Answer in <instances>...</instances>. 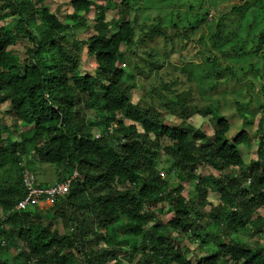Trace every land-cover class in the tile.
Returning <instances> with one entry per match:
<instances>
[{
	"label": "trees",
	"instance_id": "trees-1",
	"mask_svg": "<svg viewBox=\"0 0 264 264\" xmlns=\"http://www.w3.org/2000/svg\"><path fill=\"white\" fill-rule=\"evenodd\" d=\"M147 1L70 0L71 12L61 13L41 0H0V108L6 105L13 121L12 127L0 128V264H10L14 248L20 264H129L122 256L134 264H264V244L251 247L239 240L264 238V106L254 133L256 159L248 163L240 148L253 137L245 129L231 131L237 115L243 126L249 124L248 116L238 112L242 102L235 101L238 113L224 117V93L218 94L223 106L214 110L219 116L210 136L185 126L196 115L215 118L208 102L230 71L221 70L215 51L231 43L239 30L232 18L228 23L214 16L209 20L206 7L191 17L193 23L186 18L185 27L178 25L176 14L169 29L153 27L139 43L131 13L172 0ZM194 1L197 8L201 5L199 12L207 4ZM247 6L234 5L231 11L245 16ZM111 10L116 11L107 20ZM92 11V34L76 38ZM198 30L209 32L211 50H202L205 74L193 88H184L196 81L193 75L183 81L169 77L160 72L170 64L163 57L134 49L144 47V37H177L184 43ZM19 45L22 55L16 52ZM84 49L93 62L91 71L81 66ZM240 51L245 61L252 60V79L262 81L264 30ZM230 73L238 82L253 84L247 75ZM149 79L147 87L137 82ZM136 88L141 98L134 103ZM199 88L208 95L207 104L195 96ZM88 109L95 113L93 122L85 118ZM18 125L21 133L14 141L10 134ZM30 156L58 167L56 183L74 171L78 178L67 195L47 207L17 211L24 196L21 174L34 161ZM199 167L220 173L203 175ZM162 172L175 178V185ZM183 181L193 183L194 196L182 195ZM210 193L219 196L216 206L208 200ZM40 212H47V218ZM53 216L62 233L51 230L53 222L47 220ZM184 239L198 249L180 247ZM100 242L104 246L97 248Z\"/></svg>",
	"mask_w": 264,
	"mask_h": 264
},
{
	"label": "rangeland",
	"instance_id": "rangeland-1",
	"mask_svg": "<svg viewBox=\"0 0 264 264\" xmlns=\"http://www.w3.org/2000/svg\"><path fill=\"white\" fill-rule=\"evenodd\" d=\"M70 0H41V5H45V7H49L53 10L55 8L58 9L59 12H71L70 6L68 5V2ZM153 0H148L147 3L150 4ZM207 4L203 5L202 10L199 12V7L197 8V4H195L194 0H172L171 3L168 5L166 2L160 3L157 5H153L154 8L151 7L149 10L141 11V12H132L130 15V18L136 17L137 19V25H136V36L135 40L139 41L140 38L144 34H146L151 28L159 26L161 29H169V27L173 24L172 20L174 19L176 14H180V21L178 22L179 26L187 25V19L190 21V23H193V20L191 17L196 15V13L201 14L204 11V8L209 9V15L208 19H213L212 16L215 18H219V20L223 21V23H228V21L232 18L234 21L233 28L239 30L237 32L238 36L231 42L228 43L225 48L218 51H215V54L217 56V61L222 67L221 70H224L223 68H229L230 71L233 73V75L237 78L240 76L247 75L246 80H252L253 84L245 85L241 81L234 80L235 78L232 77L230 71L229 76L227 77L226 74L222 75L221 77V83L218 86V90L214 92L213 94H217L213 96V99H211L208 102V105L212 107L214 119L212 116L207 117H201V116H193L192 118H189L187 121H185V126L188 125L193 126L196 129H200L203 132L206 133V135H211L215 130V121L218 118V114L214 112V110H219V107L222 109L223 101L220 99L221 96L218 94L224 93V103L226 104V113L222 112V114L225 116H234V114L237 112L235 101H240L243 103V106L239 108L238 111L241 114H244L248 116V122L246 125L243 126L242 124V118L237 115V118L233 121L235 123L234 126H232L231 131L236 132L241 129H245V131L251 135L252 142L248 146H241L240 151L242 153V157L245 162H250L252 160L256 159V144L258 137L254 136V133L256 132L259 124V118L261 115L262 107L264 106V98L262 97V94H264V77L261 80H253L251 77V69L250 65L252 63V60L245 61V58H248L244 56V54L240 51V49L245 45V42L247 43V48L251 45V41L255 40L257 36L264 30V0H259L258 3L252 0H206ZM245 2H247L248 6L246 8L245 16L244 14L241 16L240 13L234 15V13L231 11L232 6L237 5H243ZM99 4L103 5V2L99 1ZM190 5H193V11L188 10V7ZM139 6V2L134 6ZM156 8H162V9H156ZM117 10V9H116ZM116 10H111L106 12V19L110 20L114 16V13ZM118 10H120L118 8ZM117 10V11H118ZM219 11V12H218ZM243 12V13H244ZM239 15L240 18L239 19ZM90 18L87 19V23H85L82 30L78 31L76 33V38L78 39H84L86 36H89L92 34L91 27L94 25V19L93 17H96V13L94 15V12L89 15ZM187 18V19H186ZM172 24L170 25V23ZM228 25V24H227ZM185 27V26H183ZM199 31V30H198ZM190 38L189 41H185L184 43L179 41L177 37H173L172 41L165 40L164 37L155 35L151 38L144 37V47H142V44H138L137 47H135V51H139L140 55L143 51L147 52L148 49L158 53L159 56L163 57L165 62H168L170 64H166L164 69L160 72H165L169 74V77H178L180 80L183 81L187 77V75H193L196 79L195 82H188L184 88H188L191 85V88L195 87L200 78L205 74L203 72L201 73V70L203 69V66L205 64V54L202 52L203 49L206 50V48H210V41L208 40V31H199ZM233 31V30H231ZM203 34V43L200 42L199 36ZM242 46V47H241ZM211 50V48H210ZM22 47L16 46V52L19 55H22ZM214 51V50H213ZM81 60L82 64L81 66L83 69L91 71L92 70V59L85 58V49L81 51ZM254 63V59H253ZM189 73V74H188ZM253 74V73H252ZM225 77H227L228 82H223ZM153 81V80H152ZM151 79L149 80H138V84H145L146 87L151 84ZM159 84L158 82H156ZM198 94H195V96L199 99H202V103H204V99L208 98V95L204 92L202 88H199ZM212 94V93H211ZM132 101L134 103H137L141 98V93L139 91V88L133 89V93L131 94ZM200 100V99H199ZM207 104V101L204 103ZM260 105V106H259ZM216 108V109H215ZM6 105L1 106L0 108V128L1 127H12L13 121L10 115L6 114ZM237 112V113H238ZM3 113V114H2ZM229 114V115H228ZM168 119L170 118L169 115H167ZM85 118L88 121L93 122L95 120V113L90 109H88L85 112ZM241 120V121H240ZM21 127L18 125L17 129H14L15 133L10 134V137L12 140H17L20 137L21 133ZM97 133V131H95ZM5 134L3 135V137ZM161 145L163 147H166L167 140L162 139L160 141ZM30 160H34L31 162L27 169L33 173L35 176L36 182L38 185L46 186L48 184H54L57 181V173H58V167L54 165H50L47 163H42L41 161L35 160L29 157ZM169 159L168 156L164 157V160ZM165 179H168L171 186L175 185L176 179L168 176L162 172ZM198 173H202L203 175H219V171H214L212 169L206 168V167H199ZM192 182H186L183 181L181 183L182 187V195L186 196H194V185H192ZM208 200L211 202L213 206H216L219 203V196L215 193H210L208 196ZM41 210L42 208H38ZM260 213L264 215V208L260 209ZM42 216L44 218H47V212H43ZM52 215V214H51ZM36 216H32V220H36ZM56 217V216H55ZM49 218L47 220L49 223L52 221L53 225L51 230H58L59 232H63L62 226L60 221L55 218ZM42 218V217H41ZM231 235H235L234 233H231ZM234 237V236H233ZM89 238H91V235H89ZM235 238V237H234ZM1 239V235H0ZM236 239V238H235ZM239 240H244L246 242L249 241L250 246L254 247L257 245H263L264 244V238H260L257 235L250 238L245 239L243 236ZM179 246L182 248H188L190 251L193 250V247L198 249L197 243L189 242L187 240H181L179 243ZM176 245V243H175ZM97 248L103 247V243L100 242L99 245H97ZM96 248L95 244H91V248ZM195 249V250H196ZM14 256L12 255L9 258L10 264H20V261H22L21 258H16V254L18 251V248H14ZM189 251V253H191ZM128 257V256H127ZM127 257L121 258L122 261H128L129 264H134L136 261H129ZM16 261V262H15ZM114 262H111L113 264Z\"/></svg>",
	"mask_w": 264,
	"mask_h": 264
},
{
	"label": "built area",
	"instance_id": "built-area-1",
	"mask_svg": "<svg viewBox=\"0 0 264 264\" xmlns=\"http://www.w3.org/2000/svg\"><path fill=\"white\" fill-rule=\"evenodd\" d=\"M99 136L97 134L96 138ZM77 178L78 173L74 171L63 182L55 183L51 186H39L34 175L28 169H24L21 174L24 196L17 202L15 209L17 211H25L28 208L47 206L67 195L71 184Z\"/></svg>",
	"mask_w": 264,
	"mask_h": 264
},
{
	"label": "clouds",
	"instance_id": "clouds-1",
	"mask_svg": "<svg viewBox=\"0 0 264 264\" xmlns=\"http://www.w3.org/2000/svg\"><path fill=\"white\" fill-rule=\"evenodd\" d=\"M27 169V168H26ZM33 174V173H32ZM35 177V176H34ZM55 184V183H54ZM54 184H52V185H54ZM247 184H249V181L247 182ZM49 186H51V185H49ZM50 205V204H49ZM48 206V205H47ZM47 206H44V207H47ZM36 208H43V207H36Z\"/></svg>",
	"mask_w": 264,
	"mask_h": 264
},
{
	"label": "crops",
	"instance_id": "crops-1",
	"mask_svg": "<svg viewBox=\"0 0 264 264\" xmlns=\"http://www.w3.org/2000/svg\"><path fill=\"white\" fill-rule=\"evenodd\" d=\"M55 183V182H54ZM48 185H52V184H48Z\"/></svg>",
	"mask_w": 264,
	"mask_h": 264
}]
</instances>
